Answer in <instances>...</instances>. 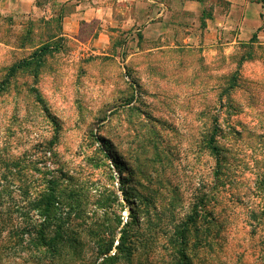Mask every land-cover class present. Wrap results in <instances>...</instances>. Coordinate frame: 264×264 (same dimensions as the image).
I'll use <instances>...</instances> for the list:
<instances>
[{
    "label": "rangeland",
    "instance_id": "374dc122",
    "mask_svg": "<svg viewBox=\"0 0 264 264\" xmlns=\"http://www.w3.org/2000/svg\"><path fill=\"white\" fill-rule=\"evenodd\" d=\"M31 1L0 10V264H264V44L201 70L179 49L135 56L114 23L67 36L75 2ZM59 177L89 218L66 227L76 248L39 238L56 235L39 201ZM117 220L100 258L88 230Z\"/></svg>",
    "mask_w": 264,
    "mask_h": 264
},
{
    "label": "crops",
    "instance_id": "0c3cea01",
    "mask_svg": "<svg viewBox=\"0 0 264 264\" xmlns=\"http://www.w3.org/2000/svg\"><path fill=\"white\" fill-rule=\"evenodd\" d=\"M4 1L11 7H24L32 2L0 0L1 11L6 9ZM61 1L76 3L75 12L64 17L63 29L67 36L74 37L82 22L114 23L113 26L122 31H131L135 56L163 55L169 61L179 49L187 61L196 56L195 64L200 65L201 70L204 60L212 67L217 64L215 61L220 53L229 61L237 46L254 44V35L264 44V20L261 17L264 7L259 0ZM102 36L108 37L101 34L100 38ZM188 63L189 67H197Z\"/></svg>",
    "mask_w": 264,
    "mask_h": 264
},
{
    "label": "trees",
    "instance_id": "16d2710c",
    "mask_svg": "<svg viewBox=\"0 0 264 264\" xmlns=\"http://www.w3.org/2000/svg\"><path fill=\"white\" fill-rule=\"evenodd\" d=\"M264 7V0H259ZM65 17V16H64ZM63 17V18H64ZM261 17L264 20V15L262 14ZM256 35H254L253 37V43L256 42ZM53 49L52 47H50L49 45H45L42 46L40 48H38V50H36L34 52V54L31 56V58H38L37 62H41L42 58L47 56L50 52H52ZM27 63L29 64L28 60H23L21 62H19V64L15 65L11 71L14 72L15 69H19V68H23L27 65ZM215 140L213 138L210 139V146L211 149L213 151H217L216 146H214ZM21 167V165H15L14 168H19ZM25 169V168H24ZM23 168H21L20 170H24ZM38 174L39 170H38ZM61 175H63L61 173ZM124 177V176H122ZM124 178L121 179V182H123ZM52 184V188H51V193L50 194H44L41 196L40 198V204L39 206H43V211H42V216L44 218L45 221H50L52 214L55 212H53V210H58L57 215L54 217V220H56V224H57V230H56V235L53 238H50L49 240H47V235L45 234V231L42 229L39 231V238L41 243H45L46 245H50V242L53 241V239H59L61 241V243H70L71 246H74L76 248V240L74 238H70V236L68 235L67 232V228L68 225L70 224V222L72 221V214H74L75 218H78L79 216L85 217V219H89L87 218V212L84 211V206H83V199L81 195L77 196L75 195L76 191H69L67 192L66 188L63 187L65 184L63 183L62 179H57V180H53L51 182ZM27 194L26 191H23ZM123 193H126L125 191H123ZM117 197V196H115ZM15 202V199H12ZM98 201H96V205L98 207H107V203H109V199H105V197L103 195L99 196V198L97 199ZM4 201V200H3ZM2 201V202H3ZM93 216L97 217L96 214H94ZM122 220H117V222H108V226L106 227V231L103 230L102 232H100L101 228L103 227H99V226H95L92 227L91 229H89L88 231L90 232V234L97 236L98 239V250H97V254L98 256L101 258L105 255H107L108 253L111 252L112 247H113V243L114 240L116 238V234H117V230L119 229V227L122 225ZM128 224H125V226ZM108 230V235L104 236V233H107ZM87 231V232H88ZM188 230L184 229L181 233V236L183 235L182 239H185V233ZM119 233H121V236L119 238V244H123L124 240H126L128 237V234L126 235V230L125 227L124 229L120 230ZM206 233H211L209 232V230H205V233H203V236H205ZM109 237V239L107 238ZM49 242V243H48ZM184 257L187 258V256L183 255Z\"/></svg>",
    "mask_w": 264,
    "mask_h": 264
}]
</instances>
